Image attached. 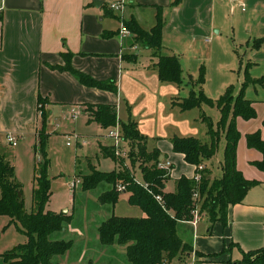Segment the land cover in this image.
<instances>
[{
    "label": "crops",
    "instance_id": "crops-1",
    "mask_svg": "<svg viewBox=\"0 0 264 264\" xmlns=\"http://www.w3.org/2000/svg\"><path fill=\"white\" fill-rule=\"evenodd\" d=\"M117 2H123L127 7L124 18L110 8ZM174 2L0 0V155L13 164L17 180L22 185L26 184L27 178L33 182L35 163L39 161L35 143L42 129L43 108L46 126L51 121L58 130H67L59 132L60 135L75 136L79 144L80 140L88 139L84 135L85 130L92 127L103 129L90 121L87 107L113 105L118 114L117 126L121 129L120 123L135 122L146 139L147 151L158 149L160 161L170 164V179L166 182L165 192H175L178 180L182 177L193 179L197 168L187 163L182 154L174 152L172 138L194 137L202 142L208 141L202 117H210L217 129L221 113L217 107L207 105L182 111L178 106L182 99L192 93L198 94L201 89L191 90L197 85L191 75L188 79L183 77L181 85L160 81L155 66L158 55L178 57L184 75L186 53L201 57L198 52L200 41L207 43L208 52L212 54L222 48L218 41L225 21L229 19L234 38L237 36L240 48L245 47L247 53L242 59L238 58L228 44L222 52L228 59V66H234L237 63L235 59H240L239 63L245 65L244 79H241L235 95L240 93L248 70L255 83L246 88L245 96L257 112L255 119L238 118L236 121L241 134L237 169L245 179L259 184L248 192L242 203L227 208L224 220L211 223L206 216L196 225L182 222L178 225L177 234L192 247L189 264L238 262L244 253L264 247V171L254 165L263 160V154L247 144V135L264 130V94L253 97L260 93L257 87H261L264 93V0H181L178 5ZM159 9L164 20L163 50L155 53L145 47L136 49L131 44L135 36L131 32L121 34L123 20L135 19L149 31L156 24ZM106 34L114 35L104 37ZM236 50L239 49L236 47ZM65 54L72 55L71 65L75 70L99 81H115L118 92L86 87L73 74L55 69L66 65ZM229 84L222 83L220 95L232 86ZM40 99L46 102L43 108ZM8 134H14L18 139L12 159L6 151L13 147L7 142ZM95 142L99 152L104 146L114 150L113 140L106 135L96 138ZM129 142L123 138L122 150L126 156ZM22 143L26 146L18 150ZM225 146V137L221 135L217 154L203 163L213 180L223 175ZM93 168L96 167L91 165L90 170ZM119 168L116 163L114 170ZM26 171L27 177L24 176ZM33 183L35 187V181ZM50 205L49 202L47 210L58 213ZM10 229L19 232L9 217L0 216L1 264H6L2 252L10 248V240L6 238V235L11 236ZM179 229L192 232V239L182 238ZM225 248L227 251L218 259L209 260L210 256L222 253Z\"/></svg>",
    "mask_w": 264,
    "mask_h": 264
},
{
    "label": "trees",
    "instance_id": "trees-1",
    "mask_svg": "<svg viewBox=\"0 0 264 264\" xmlns=\"http://www.w3.org/2000/svg\"><path fill=\"white\" fill-rule=\"evenodd\" d=\"M180 2L181 0H175L174 5ZM123 25L135 36L136 43H142L143 47L152 49L155 53L163 50L162 10L159 9L156 24L149 31L144 30L135 19L123 20ZM112 35L106 34L104 37ZM63 57L66 65L55 69L73 74L86 87L115 94L118 92L115 81L96 80L72 67L71 54H65ZM155 66L160 81L182 84L183 68L178 57L158 55V63ZM245 77V82L238 95H235V89L231 86L217 101H214L207 97L201 89L205 84V70L203 69L196 82L201 91L198 94L192 93L178 104L182 111L201 108L202 105L219 109L221 119L217 129L210 117H202L207 127L208 141L202 142L194 137H173L172 145L174 152L182 154L187 163L199 166L217 154L221 135H223L226 146L222 164L223 175L220 179H211L206 171L202 173L200 183L194 179L182 177L177 182L175 192H165L170 172L168 169L161 168L165 162L160 161V151L158 149L147 151L146 139L139 132L135 122L120 123L123 138L132 143L138 142L137 155L140 162L142 161L140 169L144 184L136 180L134 170L125 164L121 166V171L103 172L91 169L89 174L81 176V189L84 192H90L103 184L110 186L99 196L98 200L101 204L112 207L116 206L122 192L129 193V204L141 208L145 216L141 218L119 217L113 214L98 229L101 245L124 247L128 264L183 262V259L191 255L193 251L190 245L179 238L177 234L179 223L193 221L197 206H199L200 213L208 214L211 223L222 221L227 208L242 203L248 192L259 184L257 181L245 179L237 169V147L241 134L237 129L236 121L238 118L249 121L257 117L252 102L245 96L246 88L255 82L251 80L248 70L245 72ZM39 102L43 108L46 102L42 99ZM41 111L43 113L42 129L38 134L37 154L42 160L38 161L35 169L36 198L32 211L29 212L26 209L23 185L17 180L14 166L0 155V216L9 217L11 224L15 225L27 238L25 245L2 255L6 264H62L58 258L65 256L74 243L72 240L66 241L53 237L57 233L64 232L66 227L71 225L73 214L47 210V204L51 198V179L48 173L50 159L46 150L50 134L46 132V112L44 108ZM86 111L90 115V121L97 123L103 129L115 128L119 123L117 109L113 105H92L88 106ZM247 144L249 148L257 149L263 154V160L255 162L254 165L264 171V130L247 135ZM111 154L116 157L114 151ZM119 187L124 189L121 191ZM195 192L199 194L196 202L193 198ZM157 196H161L162 202L156 199ZM226 251L225 248L222 253L210 256L209 260L218 259ZM197 255L204 257L202 254ZM229 264H264V247L244 253L241 261H229Z\"/></svg>",
    "mask_w": 264,
    "mask_h": 264
},
{
    "label": "rangeland",
    "instance_id": "rangeland-1",
    "mask_svg": "<svg viewBox=\"0 0 264 264\" xmlns=\"http://www.w3.org/2000/svg\"><path fill=\"white\" fill-rule=\"evenodd\" d=\"M126 11L127 7L123 12L116 13L122 16L121 18H124L127 15ZM114 24L117 25L116 22ZM221 33V38L218 41V44L222 47L220 50H216L213 54L209 53L207 43L200 41L198 43V52L201 57L199 58L195 54L188 52L186 53L184 64L185 69L183 77L188 79L189 75H191L195 84L199 80L202 70H205V84L201 89L207 97L214 100L219 99L224 94L223 92V94L220 95L223 91L221 88L222 83H230L229 86L232 85L235 92H237L241 79H244L245 65L239 63L240 59H235L237 63L232 67L227 65L228 59L222 52V50L227 49L225 47L226 44L234 49L238 58L240 57L242 59L247 53L245 47H242V49L240 48L239 44L241 42H239L237 36L234 38L235 34H233V25L229 19H226L225 26L222 28ZM234 41H236V44L238 45H236ZM131 44L135 45L134 47H136V49L139 48V50H141L143 48L142 43H136L134 37ZM236 47L239 50H236ZM198 87L199 85L192 86L191 90L198 91L200 88ZM257 89L260 90V93L254 94L253 97L263 96V89L261 87H257ZM48 130L51 132L46 147L50 159L48 173L49 178L51 179V198L49 200L51 205L49 207L53 210H57L58 213L64 212L66 214H73L71 225L67 226L64 232L57 233L53 236L54 239H65L66 241L72 240L74 242L71 250L65 256L58 258L59 262L62 264H87L89 262H93L94 264H128L125 258V248L118 245L112 247L101 245L98 229L101 224L113 214L119 217L141 218L143 215L142 209L129 204V193L126 192L121 193L115 207L101 204L98 200L99 196L110 188V186L106 184H103L98 189L90 192L82 191V183L74 191L72 186L77 180L81 179L82 175L91 172V165L96 167L93 169L103 172H111L114 170L116 163L120 166L119 171H121V166L125 164L132 168L136 180L139 183L144 184L143 174L140 169L142 161L140 162L137 155L138 142H129L130 146L126 157L117 156L116 153V157H113L111 153L112 151L115 152V150H112V147L110 149L109 146H104L102 151L99 152V146L95 142V139L98 137L103 138L105 135L109 136L110 130L105 131L104 129H98L97 127L85 130L84 135H86L88 139L83 141L80 140L79 144L75 136L60 135L59 132L65 133L67 130H58L51 121H49V125L46 126L47 133H49ZM120 131L122 132V130ZM37 139L35 145H37L36 147L38 150L39 137ZM25 146L26 145L22 143L18 150H23V147ZM16 149V147H11L6 150L10 159H12V152ZM38 158L39 161L42 160L39 154L37 159ZM120 160L123 161L121 162ZM37 163L38 160L35 164L37 165ZM32 171L34 173L33 168ZM24 176L27 177V171L24 173ZM25 181L26 184H23L25 206L27 211L30 212L32 211V208L35 207L36 197L34 192V179L33 182L30 178H27ZM196 201L198 200H195V202ZM49 202L47 206L49 205ZM196 209L199 211V206H197ZM206 216L208 217V214L200 213L199 211L200 219H198V222ZM195 221L196 219L194 216V220L191 221V223L194 224ZM10 235L11 236L6 235V238L10 240V248L5 252H2V254L13 251L17 247L25 245L27 242L26 236L20 231L17 232L14 229H10ZM179 235L186 240H191L193 237L192 232L183 229H179ZM187 254L188 253H186V255ZM188 259L189 256L186 259H183V262L174 261L173 264H189L190 261Z\"/></svg>",
    "mask_w": 264,
    "mask_h": 264
},
{
    "label": "built area",
    "instance_id": "built-area-1",
    "mask_svg": "<svg viewBox=\"0 0 264 264\" xmlns=\"http://www.w3.org/2000/svg\"><path fill=\"white\" fill-rule=\"evenodd\" d=\"M111 10H113L114 12H123L126 8L125 4L123 2H117L114 4L110 5ZM121 34L122 35H127L129 34V31L127 29L124 28V25L122 23V28H121ZM76 115V114H74ZM121 129L119 128V126L115 127L114 129H112L109 133V138L111 140H113V148L115 150V153L117 156L120 157H125L126 156V152L124 150H122V143H123V136H122V132L120 131ZM7 142L13 146L16 147L18 145V139L14 136V134H8L7 135ZM170 164H164L161 168L164 169H168L169 170ZM197 168V172L195 177L193 178L197 183H200L202 180V173L206 172V167L204 166V164H201L199 166H196ZM81 184L80 180H77L72 188L73 190L76 189L79 185ZM124 188L119 187V190H123ZM194 200H198L199 199V194L195 192L194 196H193ZM159 202H162V198L161 196H157L156 198ZM194 216L196 221L194 222V224L196 225L198 223V219L199 218V211L198 209H196L194 211ZM165 264H169V263H165Z\"/></svg>",
    "mask_w": 264,
    "mask_h": 264
},
{
    "label": "water",
    "instance_id": "water-1",
    "mask_svg": "<svg viewBox=\"0 0 264 264\" xmlns=\"http://www.w3.org/2000/svg\"><path fill=\"white\" fill-rule=\"evenodd\" d=\"M66 212V211H65Z\"/></svg>",
    "mask_w": 264,
    "mask_h": 264
}]
</instances>
